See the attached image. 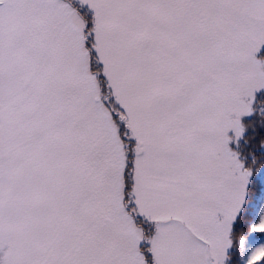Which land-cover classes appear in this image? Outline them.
I'll use <instances>...</instances> for the list:
<instances>
[{
  "label": "snow or ice",
  "instance_id": "obj_1",
  "mask_svg": "<svg viewBox=\"0 0 264 264\" xmlns=\"http://www.w3.org/2000/svg\"><path fill=\"white\" fill-rule=\"evenodd\" d=\"M0 264H264V0H0Z\"/></svg>",
  "mask_w": 264,
  "mask_h": 264
}]
</instances>
